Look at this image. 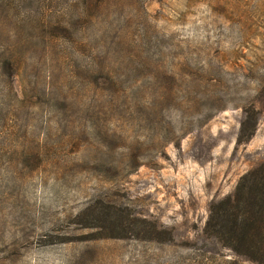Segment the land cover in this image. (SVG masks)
I'll list each match as a JSON object with an SVG mask.
<instances>
[{
	"label": "rangeland",
	"instance_id": "rangeland-1",
	"mask_svg": "<svg viewBox=\"0 0 264 264\" xmlns=\"http://www.w3.org/2000/svg\"><path fill=\"white\" fill-rule=\"evenodd\" d=\"M263 161L264 0H0V264H251Z\"/></svg>",
	"mask_w": 264,
	"mask_h": 264
},
{
	"label": "trees",
	"instance_id": "trees-1",
	"mask_svg": "<svg viewBox=\"0 0 264 264\" xmlns=\"http://www.w3.org/2000/svg\"><path fill=\"white\" fill-rule=\"evenodd\" d=\"M203 230L235 257L264 264V161L243 174L230 195L210 204Z\"/></svg>",
	"mask_w": 264,
	"mask_h": 264
}]
</instances>
